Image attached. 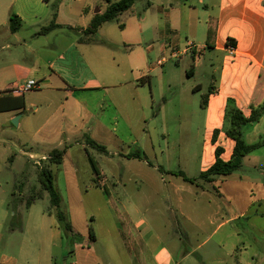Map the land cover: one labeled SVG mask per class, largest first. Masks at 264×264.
<instances>
[{"label": "crops", "instance_id": "0c3cea01", "mask_svg": "<svg viewBox=\"0 0 264 264\" xmlns=\"http://www.w3.org/2000/svg\"><path fill=\"white\" fill-rule=\"evenodd\" d=\"M57 1L59 8L56 20L62 27L40 34V30L53 20V6ZM71 1L77 4L78 14L67 16L65 12L62 18L61 12L71 5ZM71 1L0 0V113L7 114V119L10 120L20 116L18 127L33 126L35 135L29 141L37 146H48L51 150L66 146L73 139L77 141L83 134L84 138L87 133L93 134L94 137L99 131H95L96 126L101 125L110 131L107 115L100 117L98 108H108L114 114L120 115L121 110L115 98L122 97L113 92L115 89L129 90L130 94H125L122 99L137 101L144 110L143 117L146 118L149 103L143 98L139 88L147 84L152 88L153 77L165 78L168 74L167 52L170 49L172 57L179 58L184 55L192 59L188 70L190 75L187 72V76L192 78L194 83L199 77L202 81L188 88L194 93L196 90L202 92L203 97L207 98L206 104L201 105L207 138L203 145V167L200 172L207 170L215 162V151L219 146L224 148L222 158H231L235 140L226 134L227 111L231 107L239 108L249 117L253 108L264 105V0L191 1L189 15L192 10H198L199 4H202L205 13L207 12L204 22L205 34L199 49L190 41L180 49L184 35L195 40L198 34L182 29L177 31L178 15L174 14L176 7L172 4L171 9L166 8L163 0H147V7L139 14L134 12V7L127 11L130 22L123 30L130 25L135 28V32L123 36L121 43L96 37L93 41L81 40L93 16L103 12L107 3L104 0ZM175 1L185 6L188 4L185 0ZM210 6L216 8L215 19L209 13ZM13 13L17 14L23 23L17 31L11 30L10 19ZM107 23L102 25L98 33L106 31ZM211 27L214 34L208 44ZM149 31H153L150 32L153 35L150 43L147 41ZM131 45L134 47L130 48ZM208 53L210 56L207 68L200 74L199 71L205 65L203 58ZM215 53L223 55L219 65H215L213 61ZM152 55L156 56V61H150ZM197 59L199 61H196ZM115 61L127 67L128 71L124 70L121 80L115 81L112 75V81L109 79L108 82V73L105 79L101 78L99 68L104 65L115 69L110 66L114 65ZM29 79H36L40 83V87L33 90L38 91L37 97H31L29 92L10 91L14 86ZM168 88L174 98L183 94L185 86L182 88L180 82L169 77ZM154 98L153 94V103ZM153 103L150 105L152 110ZM184 112L191 117L196 110L190 108ZM158 114L159 112L152 116L156 117ZM216 130L218 137L214 141ZM242 131L245 141L249 144L264 140V113L258 121L243 125ZM46 156L49 155L43 157ZM15 159L16 154L12 153L10 161ZM127 159L144 161L150 165L146 160ZM39 161L36 159L35 163ZM150 166L161 174L157 179L161 181L162 194L153 191L156 195L146 200L145 206L126 204L115 189L110 191L101 186L104 180L97 184L103 188L101 191L106 199L111 220L100 229L95 226L94 240L91 239L90 233L87 236L74 226L75 231L82 235V240L69 242L57 217L51 222L47 219L32 223L20 222L19 229L17 225L9 228L11 234L7 237L2 230L7 217L4 211L0 215V243L4 239L8 243H14L21 237V245L17 254L2 251L0 264L57 263L51 246L64 249L63 254L68 252L72 258L71 264H254L252 260L260 264L264 262V244L263 249L255 250L245 257L248 250L241 247V241L233 243L231 248L227 249L228 234L224 232L225 227L240 219L264 218V145L245 157L239 172L218 178L216 184L220 185L222 196L217 195L210 187L197 186L202 192L211 194L204 207L205 219H198L196 215V203H199L201 197L186 186L192 183L171 173L177 170L166 169L160 163ZM158 166H163L165 171L161 172ZM233 179L239 184L249 181L258 185V189L241 190L231 196L227 192L232 191L225 189L228 181L230 183ZM108 182L109 179L105 182L106 186ZM185 193L191 194L192 201H189V196L185 197ZM24 194L26 193L20 195ZM129 202L131 204V201ZM5 204V196L0 193V209H4ZM229 206L235 207H232L231 213ZM23 207H26V204L20 198L16 212H13L15 217H21ZM181 219L184 224H193L200 230L204 224L213 226V229L196 247L185 249L184 244L189 243L190 235ZM91 220L96 221L95 216H92ZM17 231L21 232L20 237L16 236ZM235 235L240 236L241 232H236ZM212 241L215 242L208 248L207 253L200 254L199 250ZM194 256L197 258H193ZM66 257L68 256L64 258Z\"/></svg>", "mask_w": 264, "mask_h": 264}, {"label": "rangeland", "instance_id": "374dc122", "mask_svg": "<svg viewBox=\"0 0 264 264\" xmlns=\"http://www.w3.org/2000/svg\"><path fill=\"white\" fill-rule=\"evenodd\" d=\"M146 1L137 0L133 8L134 12L138 14L142 13L147 7ZM185 1L188 3L186 6L182 3H177L175 0H163V3L169 9L172 8V4L176 7L174 14L178 15V25L176 27L179 28H176L177 31L182 29L188 32H197L198 34L195 40L191 36L184 35L183 44L180 49H183L188 44V41L195 43L197 49H199L202 47L201 43L205 34L204 22L207 12L205 13L204 6L199 4L198 10H192L191 15H189V4L193 0ZM194 1L197 2V0ZM98 2L101 1L98 0ZM99 5L100 3L97 6L99 7ZM69 6L65 11L61 12L62 18L65 16V12L67 16H71L72 13L74 15L78 14V6L74 1ZM53 7H57L58 10L59 2L57 1ZM209 13L215 19L217 15L216 8L213 9L210 6ZM129 20L130 16L126 12L120 16L118 21L108 22L105 25L106 31L97 33L95 37L100 40L108 38L115 43H121L123 36L135 32V28L130 27V25L127 26L126 30L121 28L120 25L124 24L125 28L130 22ZM150 32L153 31H149L147 34L148 43L153 40V35ZM207 52H209L208 48ZM209 56L210 54L208 53L203 58L205 65L199 71L200 74H202L205 67L207 68ZM222 56V54H214L213 61L215 65L220 64ZM181 57H172L169 49L167 52L168 74L165 78L157 79L153 77L152 88L148 84L139 88L143 98L149 103L146 118L143 117L144 110L137 101H131L127 98L126 100L122 99L129 90L127 91L124 88L115 89L113 92L122 97L115 98L121 110L120 115L118 113L117 115L114 114L108 108H98L100 117L107 115L110 131L104 129L101 125L100 127L96 126L95 131H99L94 137L92 136L93 134L87 133L84 138L83 134L80 138H77L78 143L73 139L66 146L61 147L67 149L64 161L59 165L53 166L56 185L62 195L61 208L66 214L68 221L73 227H77L81 233L88 236L90 228L93 227L95 229L96 226L100 229L111 220L107 210L106 199L101 191L104 186L110 191L115 189L120 194L121 199L128 205L135 203L145 206L146 200L152 199V196L156 195L152 193L153 191H158L162 194V191H160L162 189L161 181L157 179V176L161 175L159 171L153 166L147 165L144 161H129L128 157H125L128 153L140 150L149 161L154 164L160 163L166 169L182 170L192 177L200 174V170L203 167V145L207 138L204 115L201 112L203 95L202 92H198L197 90L195 91L196 93L192 92L188 87H192V85L202 81V78H197L198 80L194 83V80L187 76V72L191 67L189 63L192 59L184 55ZM156 60V56L152 55L150 57L151 62ZM196 61H199V59ZM110 66H114L115 69L107 68L104 65L99 68L101 78L105 79L106 73H108L109 78L106 79L108 82L112 81L110 78L112 75L115 81L121 80L123 73L128 71L127 67L117 61H115L114 65ZM152 75L155 76L154 73ZM169 77H173L174 80L180 82L182 88L185 86L181 96L177 95L172 98L173 96L169 91L170 88H168ZM132 92L134 93L135 91L133 90ZM153 94L155 96L154 103L152 99ZM29 95L37 97L38 91H29ZM152 103L153 110L150 106ZM101 106L103 107V103H101ZM190 108L196 110V113L191 117L184 112ZM157 112L159 114L153 117L152 115ZM33 135H35V132L32 125L18 127L13 120L7 119V114L0 113V193L6 199L4 209H0V215L4 211L6 212L7 217L2 230L7 237L11 234L9 228L12 229L13 223L19 229L20 222L21 224L23 222L32 223L33 221L38 222L45 219L51 222L56 218L54 213L49 212L50 199L48 193L45 198L38 199L30 209H26V207L21 208V217H14L12 207L8 206V203L13 199L14 191L17 192L16 196L22 197L24 195L21 196V193L27 194L33 186H40L38 168L48 164L49 157L46 159L42 158L44 155H49L48 153L51 151V148L31 143L29 139ZM88 137L105 145L108 153L85 144ZM12 153L16 154V159L13 162L10 161ZM31 154L35 159L30 157ZM89 155L94 159L99 174L92 170ZM36 159L40 161L35 163ZM107 179H109V182L106 186L105 182H107ZM103 180L104 182H101ZM180 180L179 182H181ZM99 182L103 186L102 189L100 186H97ZM186 186H189L191 190L200 195L201 199L199 203H196V215L198 219H205L204 207L211 194L202 192L193 184ZM250 188L257 190L258 185H253L249 181L239 184L233 179L230 183L228 181L227 189L225 190L232 191V193L227 192L232 196L235 192L249 190ZM188 196L190 197L189 201H192L191 194L185 193V197L187 198ZM129 201H131V204ZM232 207L229 206V213L233 211ZM92 216H95L96 221L91 220ZM203 221L205 223V220ZM181 222L190 235L189 243L184 244L185 249L196 247L213 229V226H208V224L207 226L204 224L203 229L200 230L193 224H184L183 219H181ZM224 232L228 234L227 249H230L233 243L241 241V247L248 250L244 255L245 257H248L255 250L263 249L264 218L240 219L239 221H235L233 225L225 227ZM236 232H241V235H235ZM20 234L21 232H16V236L20 237ZM20 239L18 238L17 242L14 243L12 241L8 243L5 239L2 240L0 243V253L4 251L9 254H17L21 245ZM214 242L212 241L201 248L199 253L206 254L208 248ZM51 249L57 258V263L54 264H71L72 258L68 255V252L63 254L64 249L56 246H51ZM65 256L68 257L64 258ZM193 258L196 259L197 257L194 256ZM252 262L260 264V262L255 260H252Z\"/></svg>", "mask_w": 264, "mask_h": 264}, {"label": "trees", "instance_id": "16d2710c", "mask_svg": "<svg viewBox=\"0 0 264 264\" xmlns=\"http://www.w3.org/2000/svg\"><path fill=\"white\" fill-rule=\"evenodd\" d=\"M107 3V7L103 12L96 13L91 19L88 27L84 30V37L81 40L84 41H93L95 35L98 33L99 29L106 22L118 21L120 16L125 12L132 9L137 0H104ZM54 16L53 20L47 26H44L40 30V34H46L50 31L62 27L60 23L57 22V7H53ZM11 30L17 31L22 27V20L15 13L11 15ZM121 28H124V24L120 25ZM212 27L209 29L208 35V44L213 37ZM134 46L131 45L130 48ZM190 75V71L188 72ZM207 102L206 96L203 97L202 103L205 105ZM264 113V105H261L257 108H253L252 113L249 117L245 116L242 110L239 108L231 107L226 114V134L228 137L235 140V147L233 154L229 160H224L222 158V153L224 152L223 147H217L216 149V160L215 162L207 169L200 172L197 176H189L184 171H171V173L176 174L182 177L186 182L195 184L198 187L205 188L210 187L217 195H221L220 185H217L216 182L219 177L229 176L236 171L240 170L243 167L244 159L250 153L264 145V140L259 142L249 144L245 141L243 137L242 127L246 123L258 121ZM218 137V130L215 131L213 140L216 141ZM87 143L104 153H108L106 146L97 142L96 140L88 137ZM67 153L66 148H54L49 153L48 164H45L38 168V178L40 186H33L27 194L20 197L26 204V207H31L38 199L45 198L48 193L50 199L49 212H53L57 217V220L60 224V227L63 229L69 242L75 243L81 242L82 235L79 232H76L73 225L68 221L66 214L61 208L62 204V195L56 185L55 173L53 166L63 163L65 155ZM128 158H137L141 160H147L150 165H154L153 162L149 161L145 154L136 150L134 153H129L125 155ZM89 160L92 166V170L99 174V171L96 167L94 159L89 155ZM158 169L161 172H164L165 169L163 166H158ZM16 191L13 192V199L10 202L9 206L12 207L13 212H16L17 202L20 198L16 196ZM15 217V213L13 214ZM12 227H16L13 223ZM91 239H95L94 228H90Z\"/></svg>", "mask_w": 264, "mask_h": 264}, {"label": "built area", "instance_id": "2783aa9c", "mask_svg": "<svg viewBox=\"0 0 264 264\" xmlns=\"http://www.w3.org/2000/svg\"><path fill=\"white\" fill-rule=\"evenodd\" d=\"M231 51H233V47H231ZM40 87V83L36 79H29L21 85L14 86L11 88V92H29L31 90L37 89ZM32 159H34L33 155H30ZM48 157H43L42 159H46Z\"/></svg>", "mask_w": 264, "mask_h": 264}, {"label": "water", "instance_id": "95a60500", "mask_svg": "<svg viewBox=\"0 0 264 264\" xmlns=\"http://www.w3.org/2000/svg\"><path fill=\"white\" fill-rule=\"evenodd\" d=\"M19 117H20V116H17L16 118L13 119V122H14L15 124H18Z\"/></svg>", "mask_w": 264, "mask_h": 264}]
</instances>
